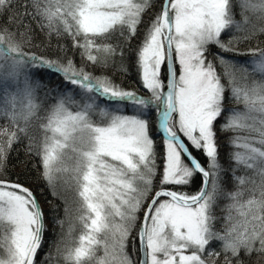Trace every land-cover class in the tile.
Returning a JSON list of instances; mask_svg holds the SVG:
<instances>
[{"label":"snow or ice","instance_id":"6c2138e0","mask_svg":"<svg viewBox=\"0 0 264 264\" xmlns=\"http://www.w3.org/2000/svg\"><path fill=\"white\" fill-rule=\"evenodd\" d=\"M10 6L0 0V11ZM23 7L21 16L49 37L70 38L84 61L77 67L63 46L57 58L26 51V34L0 26L7 120L0 170L27 138L49 187L59 174L73 192L81 231L55 245L57 264H243V256L264 255V50L239 67L222 55L264 33V0H159L158 8L154 0H26ZM213 46L219 51L210 60ZM126 50L137 88L87 71L117 57L128 71ZM45 75L58 83L48 87ZM40 87L53 98L50 107L39 102ZM218 133H232L228 168ZM64 211L73 212L67 202ZM44 232L36 193L0 179V264H41ZM130 237L137 261L127 251ZM52 259L50 249L43 264Z\"/></svg>","mask_w":264,"mask_h":264},{"label":"trees","instance_id":"16d2710c","mask_svg":"<svg viewBox=\"0 0 264 264\" xmlns=\"http://www.w3.org/2000/svg\"><path fill=\"white\" fill-rule=\"evenodd\" d=\"M26 0H11V6L7 7L6 11H0V26H7L13 32L19 29V32L22 34H26L25 39H28V42L24 44L25 50L31 53H35L40 56L57 58L58 56L62 57L64 52L61 51V46L67 49V55L74 59V62L77 67L81 66L84 61H82L80 54L78 51L73 50L71 48V39L67 37H57L52 35L49 37L46 31H42L37 23L36 19H32L31 17H23L21 13L24 11L23 5ZM236 3V0H233ZM154 4L156 8L159 7V0H154ZM155 10V9H154ZM236 13V19H240V9L236 7L234 9ZM10 17H17L15 23L10 22ZM147 19V17H145ZM21 20L23 23H21ZM253 23H256L253 18ZM30 26V29L29 27ZM142 31V29H141ZM225 41H227L228 36H224ZM136 40L132 41L133 47H135ZM264 50V33H260L257 31L252 37L248 40H241L238 44H234L233 50L229 52H225L222 55L226 57V60L237 67L245 65L248 61L252 60L251 56L252 51ZM219 50L212 47L211 54L208 59H213V56ZM132 54L127 50L125 52L124 64L128 66V71H122L119 68V57H117L116 64L109 67H101V66H93L88 65L87 71L93 73L94 76L106 75L109 76L116 84H119L125 89H135L137 88V75L134 65V61L131 59ZM217 71L223 77L224 75V67L217 61ZM258 78L251 74H249V79ZM34 79H38L34 77ZM51 81V83H49ZM58 83L56 77H49L47 75L44 76V84H47L48 87H51L52 84ZM224 83L227 85V80H224ZM47 88L40 87L37 92V96L39 102L42 104L44 108L50 107L53 98L51 96H46L45 93ZM103 106V105H102ZM228 108H238L239 105H235L232 103H227L225 105ZM130 112V110H129ZM43 111L41 115H43ZM100 116L94 114V118L98 120ZM99 121V120H98ZM7 124V120L0 116V129L4 128ZM31 132L34 135H39L38 129L36 127V122L33 121V126L31 128ZM232 133H218L219 139L218 144L220 146V158L221 162L224 164L225 168L229 167L228 159L229 155L232 151L229 145V137ZM159 144V141H157ZM27 138L21 143H16L13 145L12 150L7 158L6 165L0 170V179H11L13 181H17L19 183L27 185L30 189H32L36 195L40 203L44 204V221L45 224L49 222V227H45L44 232V243L45 247L39 253L38 259L43 264L45 260V253L49 252L51 249L53 253V259L49 262V264H57L55 260V245L59 243L62 238L65 241H69L74 237H78L81 231V226L79 222L75 219V204L73 203V192L68 189L67 185L64 182V178L57 175L54 180V187L50 188L47 182L41 177L40 169L38 168V159L34 154H29L27 151ZM199 155V154H197ZM239 174V173H238ZM227 183L226 187L228 190L232 189L231 175L226 178ZM191 191L196 190V186L194 185ZM53 192L55 195H53ZM71 207L73 212L70 216H66L65 207ZM226 201L220 200L218 201V207L216 208L217 216H222V208L225 205ZM142 216V212L140 213ZM58 221H63V224ZM219 227V225H218ZM72 229L71 237L68 236L69 229ZM136 232L133 231L131 237H134ZM130 242L127 248V251L131 255V259L133 261H137V256L133 252V245ZM214 247L219 250V243H216ZM101 252L98 255H102ZM243 264H264V255L253 254L250 257L243 256L242 257ZM62 264V262H61ZM221 264H223V260L221 259Z\"/></svg>","mask_w":264,"mask_h":264},{"label":"rangeland","instance_id":"374dc122","mask_svg":"<svg viewBox=\"0 0 264 264\" xmlns=\"http://www.w3.org/2000/svg\"><path fill=\"white\" fill-rule=\"evenodd\" d=\"M100 119H101V117H100V118L98 117V120H100ZM40 204H41L42 208L44 209V204H43L42 202H41ZM141 217H142V216H141ZM45 227H46V228L49 227V222H47V223L45 224Z\"/></svg>","mask_w":264,"mask_h":264},{"label":"water","instance_id":"95a60500","mask_svg":"<svg viewBox=\"0 0 264 264\" xmlns=\"http://www.w3.org/2000/svg\"><path fill=\"white\" fill-rule=\"evenodd\" d=\"M22 184V183H21ZM22 185H24L25 187H28L27 185H25V184H22ZM29 188V187H28ZM38 199V198H37ZM42 207V206H41ZM142 216H143V213H142Z\"/></svg>","mask_w":264,"mask_h":264},{"label":"bare ground","instance_id":"6f19581e","mask_svg":"<svg viewBox=\"0 0 264 264\" xmlns=\"http://www.w3.org/2000/svg\"><path fill=\"white\" fill-rule=\"evenodd\" d=\"M143 213V212H142Z\"/></svg>","mask_w":264,"mask_h":264}]
</instances>
